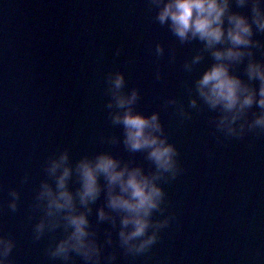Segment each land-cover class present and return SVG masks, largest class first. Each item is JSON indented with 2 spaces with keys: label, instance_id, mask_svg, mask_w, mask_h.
<instances>
[{
  "label": "water",
  "instance_id": "obj_1",
  "mask_svg": "<svg viewBox=\"0 0 264 264\" xmlns=\"http://www.w3.org/2000/svg\"><path fill=\"white\" fill-rule=\"evenodd\" d=\"M233 10L247 12L234 4ZM153 15L146 0H0V235L15 240L13 264H61L45 254L60 230L33 242L38 214L28 220L35 190L45 178L46 157L67 147L73 162L100 151L129 159L122 144L101 140L122 136L105 108L104 77L117 69L124 73L126 90H139L137 111L159 112L183 171L162 185L168 202L165 215L174 214L175 219L151 251L125 256L113 230L114 243L111 248L105 245V254L116 253L113 264H264V136L225 139L213 135L209 119L216 113L206 107L199 114L188 109L192 118L181 123L172 107L161 106L175 97L187 109L184 82L191 83L212 59L206 54L186 73L183 61L200 43L179 44ZM255 38L264 40V35ZM156 43L164 48L160 58L155 56ZM118 47L121 53L116 56ZM171 49L175 61L169 60ZM256 58L264 59L258 52ZM237 74L246 79L243 65ZM134 159L148 169L142 153ZM25 173L28 183L21 182ZM13 188L20 193L16 212L7 207ZM102 202L103 196L93 206V225ZM109 227L99 225L100 242ZM72 264L83 261L76 256Z\"/></svg>",
  "mask_w": 264,
  "mask_h": 264
},
{
  "label": "clouds",
  "instance_id": "obj_2",
  "mask_svg": "<svg viewBox=\"0 0 264 264\" xmlns=\"http://www.w3.org/2000/svg\"><path fill=\"white\" fill-rule=\"evenodd\" d=\"M146 4L154 13L153 21L167 28L179 44L200 43L195 54L183 61L186 73H192L206 54L212 59L191 83L184 82L189 97L187 109L175 97L166 98L161 106L172 107L181 123L192 118L188 109L199 114L206 107L216 113L209 119L213 135L219 133L225 139L240 140L249 133L264 136V59L256 58L257 52L264 57V40L255 38L264 35V0H146ZM233 4L247 12L233 10ZM154 51L157 58L164 55L160 43L155 44ZM120 53L118 47L115 55ZM169 60L175 61L174 49L169 52ZM240 65L246 79L237 74ZM155 79H162L159 68ZM104 80L107 118L113 127L121 129L122 136L101 140L122 144L129 159L100 151L85 153L73 162L67 147L57 149L42 164L45 178L35 190L28 216L32 221L33 214H38L32 224L33 242L60 230L58 239L52 235L45 254L61 264H72L76 256L83 264H113L116 253L104 252L105 245L113 246V230L125 256H142L151 251L161 231L175 219L174 214L165 215L168 202L162 185L174 181L183 171L178 149L169 142L158 111L148 115L137 111L139 90H126L122 71H109ZM136 153H142L149 162L147 170L136 163ZM28 181L25 173L21 182ZM8 195L7 207L16 212L20 193L13 188ZM102 196L93 225L89 217ZM103 223L110 227L104 230L100 242L97 229ZM14 247L11 235H0V264H13Z\"/></svg>",
  "mask_w": 264,
  "mask_h": 264
}]
</instances>
